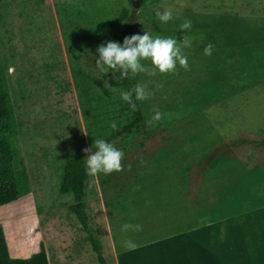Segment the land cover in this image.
Listing matches in <instances>:
<instances>
[{
	"label": "rangeland",
	"instance_id": "1",
	"mask_svg": "<svg viewBox=\"0 0 264 264\" xmlns=\"http://www.w3.org/2000/svg\"><path fill=\"white\" fill-rule=\"evenodd\" d=\"M167 7L173 18L162 23L155 13ZM123 11L128 13L120 25L125 37L148 32L177 39L188 70L177 63L167 74L130 73L134 87L152 93L139 101L142 128L110 142L124 153L123 171L89 175L84 200L104 258L117 264L116 254L129 251L127 240L152 243L194 232L208 219L264 206V153L231 145L264 138V0H5L0 61L31 192L0 208V239L25 244L20 222H28L30 232L44 222L36 249L53 243L47 245L51 262L56 250L71 253L72 243L82 264L96 261L68 210L72 196L60 194L59 184L70 156L109 137L113 122L119 127L133 116L121 98L126 90L116 71L96 68V50L116 42L112 25ZM186 20L191 28L181 31ZM184 39L190 46L182 44ZM209 43L213 49L207 56ZM141 64L153 68L151 60ZM157 112L159 121L153 120ZM125 224L142 230L124 231Z\"/></svg>",
	"mask_w": 264,
	"mask_h": 264
},
{
	"label": "crops",
	"instance_id": "2",
	"mask_svg": "<svg viewBox=\"0 0 264 264\" xmlns=\"http://www.w3.org/2000/svg\"><path fill=\"white\" fill-rule=\"evenodd\" d=\"M244 215L250 216L249 221H245L247 218ZM234 222H237V225H234ZM20 223L18 232L19 235L22 233L25 244L15 245L14 239L8 236L4 240L0 239V248L4 249L0 255L2 263L82 264L76 243H72L71 253L64 254L63 251L56 250L55 261L51 262L53 256L48 246L53 247V243H47L40 252L36 249L42 240V237L38 236L39 232L46 228V224L40 225L39 230H28L30 239L27 240L28 222L26 225H23L22 221ZM203 225V228H197L194 232L177 233L139 245L134 250L119 251L115 256L119 258L117 264H264V206L234 217L225 215L219 221L212 222L208 219ZM249 226L251 230L248 229ZM7 235L11 237V234ZM28 245L33 248L29 249ZM95 260V264H100L96 258ZM104 260L109 264L106 258Z\"/></svg>",
	"mask_w": 264,
	"mask_h": 264
},
{
	"label": "trees",
	"instance_id": "3",
	"mask_svg": "<svg viewBox=\"0 0 264 264\" xmlns=\"http://www.w3.org/2000/svg\"><path fill=\"white\" fill-rule=\"evenodd\" d=\"M5 0H0V5ZM128 18L127 11L115 18L112 25V36L116 43L123 45L125 32H122L120 25ZM119 81L126 91L134 88L133 80L129 78ZM135 101V95L133 94ZM137 108L133 111V116L123 125L117 127L114 132L105 139L108 143L117 137H126L141 130L144 119L139 101H135ZM245 144L253 146L257 152L264 153V138L259 140H237L231 143L232 146ZM93 150H96L93 146ZM262 150V152L260 151ZM86 153L82 152L70 156L63 164L59 192L63 195L72 196V204L69 206L70 214L75 218L81 230L88 237L91 250L100 264H106L101 253L100 244L93 235L89 225L88 216L84 211V200L86 189L89 185V174L87 173L85 162ZM30 183L27 172L20 158V152L16 140V120L13 110L12 98L8 87L7 74L0 61V208L12 205L15 201L30 194ZM44 225V222L40 224Z\"/></svg>",
	"mask_w": 264,
	"mask_h": 264
},
{
	"label": "clouds",
	"instance_id": "4",
	"mask_svg": "<svg viewBox=\"0 0 264 264\" xmlns=\"http://www.w3.org/2000/svg\"><path fill=\"white\" fill-rule=\"evenodd\" d=\"M179 3V0H178ZM181 7L184 5L181 3ZM156 18L162 23H167L173 18L172 8L167 7L163 11L157 10ZM181 31L191 28V21L186 20L180 26ZM182 44L190 46L189 42L184 39ZM213 45L209 43L205 49L204 54L210 56L212 54ZM98 59L96 60V68L102 73H108L109 70H115L120 73V78L123 80L129 78L130 73L147 72L150 75H155L156 70L161 74L175 72L177 63L180 67L188 70L187 57L183 54L182 49L178 46L175 38H161L159 36L153 38L148 32L141 35H133L130 38L125 37L123 45L116 42L108 41L97 48ZM142 60H151L152 69L141 64ZM9 74L14 72V68L9 67ZM135 101H143L148 99L152 93L149 92L145 86L137 84L131 91H121V98L127 102L132 110H136L137 105ZM161 114L157 112L153 120L159 121ZM151 124L152 121H148ZM110 127L116 129L117 125L113 122ZM96 151L93 147L84 149L86 153V170L91 176L98 174H111L112 172L123 171L122 159L124 153L118 150L113 144L108 143L104 139H96L94 141ZM131 166L129 165V168ZM141 231V225L125 224L124 231L127 230ZM124 247L129 250H134L137 245L127 240L124 242Z\"/></svg>",
	"mask_w": 264,
	"mask_h": 264
}]
</instances>
